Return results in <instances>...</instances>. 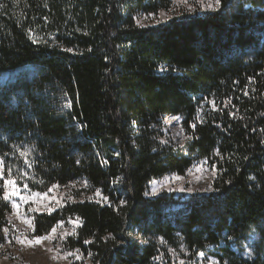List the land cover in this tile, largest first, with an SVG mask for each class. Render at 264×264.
<instances>
[{
  "label": "trees",
  "instance_id": "obj_1",
  "mask_svg": "<svg viewBox=\"0 0 264 264\" xmlns=\"http://www.w3.org/2000/svg\"><path fill=\"white\" fill-rule=\"evenodd\" d=\"M0 4V74L32 68L0 86L5 176L10 166L37 191L75 183L34 214L33 235L79 218L68 264H264V0L157 25L138 17L172 0ZM168 115L182 117L184 142ZM200 161L216 168L208 194L148 195ZM10 211L0 199L1 225Z\"/></svg>",
  "mask_w": 264,
  "mask_h": 264
},
{
  "label": "rangeland",
  "instance_id": "obj_2",
  "mask_svg": "<svg viewBox=\"0 0 264 264\" xmlns=\"http://www.w3.org/2000/svg\"><path fill=\"white\" fill-rule=\"evenodd\" d=\"M209 4L213 7H208ZM214 7L215 0H186V2L185 0H172V6L169 9L161 10L158 13L142 14L138 17V21L141 25H157L180 14L209 13L214 11ZM216 9L217 7H215ZM31 69L30 66H24L1 73L0 86L11 84L15 78ZM165 122V131L175 141L184 142L187 136L182 126V117L168 115ZM12 174L16 177L17 187L20 189V195L13 197L12 200H15L19 207L13 208L12 201L8 200L11 205L8 221L4 225L0 224V264H68L73 260V257L78 258L79 254L65 248L63 242L69 234L77 229L80 224L79 218L70 217L59 221L54 225L56 228L55 233H52L54 238L46 239L41 244L29 246L26 243L21 244L16 239L17 237L33 239L35 235L32 234V227L25 221L31 220L33 226L36 212H52L67 200L72 199L71 191L74 189L75 183L70 185L53 184L46 191H37L32 190L25 183L26 178L22 174L15 170H12ZM215 175L216 168L207 161L196 162L185 174L173 172L151 180L148 186V195L154 196L165 190L182 198L196 194H208L212 191ZM177 176L182 179H175ZM21 197H28V199L22 200ZM4 229H8V231L5 232ZM51 230L44 235L51 233ZM248 241L242 249V254L245 256H251L252 240ZM48 249H52V251H48ZM53 256L56 258L53 259Z\"/></svg>",
  "mask_w": 264,
  "mask_h": 264
},
{
  "label": "snow or ice",
  "instance_id": "obj_3",
  "mask_svg": "<svg viewBox=\"0 0 264 264\" xmlns=\"http://www.w3.org/2000/svg\"><path fill=\"white\" fill-rule=\"evenodd\" d=\"M185 2H186V0H185ZM220 5H221V0H215V7H219ZM2 7H4V5L0 4V8H2ZM208 7H213V5L209 4ZM215 7L213 8V10H215ZM137 23H139V21H137ZM29 31H31V29H29ZM67 51H72V49H67ZM64 107H71V101H68L64 105ZM193 127H194V125H193ZM20 155L26 157L27 152L21 151ZM29 167H31L30 162H29ZM25 175H26V173H25ZM175 179H182V177L177 176V177H175ZM250 179H254V177H252ZM0 181H2V183H0V189H3V196L0 197V199H4L6 201L11 200L13 208H18L19 205L15 202V200H12V198L20 195V189L17 187L16 177L13 176L12 169L10 166L7 169V176H5V166H4V158L3 157H0ZM24 187L26 188L27 185L25 184ZM181 190H183V189H181ZM189 190H191V189H189ZM99 191L100 190L97 189V194H99ZM21 199L27 200L28 197H21ZM104 199L107 200V197H104ZM121 203L123 204V203H125V201H121ZM25 222L28 223L30 225V227H32V231L35 232V228H34V226H32L31 220H26ZM4 231L7 232L8 229H4ZM55 231H56V228L54 227L51 230V233H49L47 235L34 236V238L31 240H29L27 238L21 239L20 237H17L16 239L21 244L26 243L29 246L34 245V244H41L46 239H53L54 237H53L52 233H55ZM87 242L88 241H85V243H87ZM48 251H52V249H48ZM52 258L55 259L56 257L53 256Z\"/></svg>",
  "mask_w": 264,
  "mask_h": 264
}]
</instances>
